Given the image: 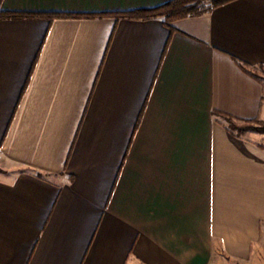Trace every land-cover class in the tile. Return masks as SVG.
<instances>
[{"label":"crops","instance_id":"obj_1","mask_svg":"<svg viewBox=\"0 0 264 264\" xmlns=\"http://www.w3.org/2000/svg\"><path fill=\"white\" fill-rule=\"evenodd\" d=\"M166 1L2 0L0 264H264V0Z\"/></svg>","mask_w":264,"mask_h":264},{"label":"trees","instance_id":"obj_2","mask_svg":"<svg viewBox=\"0 0 264 264\" xmlns=\"http://www.w3.org/2000/svg\"><path fill=\"white\" fill-rule=\"evenodd\" d=\"M232 0H168L161 6H158L156 8L147 9V10H138L134 12H128V13H121L116 14V16L119 17H128V18H134V19H148L153 17H162L164 23L173 29L171 23L175 20L185 18L188 16H195L200 15L202 13L209 12L212 8L222 5L224 3H227ZM1 3L2 0H0V18L2 17H23V16H29L30 14L26 13H11V12H5L1 9ZM40 15V14H38ZM60 15H52L51 17H58ZM242 66V65H241ZM244 69V65L242 66ZM219 115H224L226 117V121L228 123V128L233 131L235 130V125H231L230 119H234L230 114L223 113L220 111L215 112ZM238 119V118H235ZM243 121L244 123L256 121V119H239ZM240 130H255L258 132H264V127L261 128H252L251 126H245L242 128H238Z\"/></svg>","mask_w":264,"mask_h":264},{"label":"rangeland","instance_id":"obj_3","mask_svg":"<svg viewBox=\"0 0 264 264\" xmlns=\"http://www.w3.org/2000/svg\"><path fill=\"white\" fill-rule=\"evenodd\" d=\"M249 71L256 77L264 80V68L256 66V67H251L249 68ZM219 118L223 121H225V123L228 126V123L226 121V117L224 115H219ZM230 124L235 125V130H233L232 132L235 133V135H243L244 133H246L247 131H255V130H250V129H246V130H240L238 128H242L245 126H251L252 128H261L264 127V121L262 120H257L256 121H252V122H248V123H244L243 121L239 120V119H230ZM258 132V131H256Z\"/></svg>","mask_w":264,"mask_h":264}]
</instances>
